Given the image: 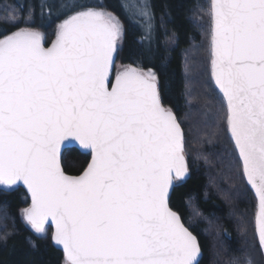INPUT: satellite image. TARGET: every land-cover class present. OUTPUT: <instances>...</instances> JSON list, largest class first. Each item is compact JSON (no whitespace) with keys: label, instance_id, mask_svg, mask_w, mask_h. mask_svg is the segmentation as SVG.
<instances>
[{"label":"snow or ice","instance_id":"1","mask_svg":"<svg viewBox=\"0 0 264 264\" xmlns=\"http://www.w3.org/2000/svg\"><path fill=\"white\" fill-rule=\"evenodd\" d=\"M209 14L212 77L264 248V0H210ZM122 34L113 13L82 7L50 47L30 29L0 39V188L26 186L25 222L37 234L54 226L66 264H199L196 236L169 206L188 170L183 131L151 70L110 79ZM75 142L91 161L73 176L61 158Z\"/></svg>","mask_w":264,"mask_h":264},{"label":"trees","instance_id":"2","mask_svg":"<svg viewBox=\"0 0 264 264\" xmlns=\"http://www.w3.org/2000/svg\"><path fill=\"white\" fill-rule=\"evenodd\" d=\"M149 5L153 26L144 38L128 0H0V39L25 27L39 31L47 47L59 23L82 7H102L118 17L119 66L151 70L163 105L184 131L188 173L175 184L170 205L198 238L199 264H264L252 215L256 199L227 131L225 101L212 81L210 0H150ZM89 160L72 148L64 152L62 166L78 175ZM29 206L25 189L0 188V264H66L52 243L51 227L37 234L25 222L22 212Z\"/></svg>","mask_w":264,"mask_h":264},{"label":"water","instance_id":"3","mask_svg":"<svg viewBox=\"0 0 264 264\" xmlns=\"http://www.w3.org/2000/svg\"><path fill=\"white\" fill-rule=\"evenodd\" d=\"M51 46V44L49 45V46H47V47H50ZM117 52H118V49L116 50V52H114V54H113V59H114V65H113V69H112V73H111V76H110V79L112 80V82L114 83L115 82V77L116 76H114L113 77V73H114V69H115V66H116V63H117ZM129 67H133V68H136L135 66H129ZM138 69V68H137ZM138 70H140V69H138ZM211 74H212V70H211ZM212 80H213V77H212ZM213 83H214V80H213ZM156 85H157V83H156ZM214 85H215V83H214ZM215 87H216V89H217V91L221 94V96L223 97V94L220 92V90L218 89V87L215 85ZM157 89H158V87H157ZM224 99V98H223ZM225 101V100H224ZM226 103V102H225ZM177 120H178V118H177ZM178 122H179V120H178ZM180 123V122H179ZM180 126H181V124H180ZM181 129H182V126H181ZM182 131H183V129H182ZM230 135V134H229ZM183 136H184V131H183ZM231 138V137H230ZM232 140V139H231ZM232 142H233V144H234V141L232 140ZM72 148H75V149H77L79 152H81L82 154H87V155H90V160H89V162L91 161V154L90 153H88V152H85L84 150H82L80 147H79V145H78V142H75L72 146H71ZM235 147V146H234ZM237 152V151H236ZM63 153H64V150H63V147H62V156H63ZM238 154V153H237ZM185 156V155H184ZM185 161H186V157H185ZM241 162V161H240ZM61 163H62V158H61ZM88 165V164H87ZM186 165H187V163H186ZM63 167V166H62ZM87 167V166H86ZM66 173V172H65ZM82 173V172H81ZM80 173V174H81ZM67 175H71V174H68V173H66ZM80 174H78V175H80ZM73 176H76V175H73ZM187 176V173L181 178V179H179V180H174V187H175V181H180V180H183L185 177ZM246 182V181H245ZM247 184V183H246ZM247 186L249 187V189L252 191V193L254 194V196H255V198H256V200H257V211H256V214H257V212H258V198H257V196L255 195V191L251 188V186L250 185H248L247 184ZM17 187H22L23 189H25V191L27 192V194H28V196H29V198H30V205H31V197H30V193H28V191H27V189H26V186H24L22 183H19L18 185H17ZM174 187L173 188H171L170 189V193H169V206H170V208L173 210V211H175L172 207H171V205H170V200H171V196H172V193H173V190H174ZM30 207V206H29ZM175 212H177V211H175ZM177 214L179 215V213L177 212ZM183 222V221H182ZM46 227H51L52 228V236H51V240H52V243L54 244V246L55 247H57L58 249H60L62 252H63V249H62V246L61 245H57L55 242H54V240H53V235H54V226H52L51 225V223H49V225H47ZM190 231V230H189ZM255 232H256V236H257V240H258V244H259V247H260V249H261V252H262V255H263V258H264V248H262L261 246H260V243H259V236H258V232H257V228H256V215H255ZM192 234L194 235V236H196L193 232H192ZM197 238V237H196ZM197 241H198V238H197ZM198 243H199V241H198ZM199 246H200V244H199ZM200 249H201V247H200ZM63 254H64V252H63ZM201 254H202V250H201ZM201 256V255H200ZM64 258H65V262H66V257H65V254H64ZM200 258V257H199Z\"/></svg>","mask_w":264,"mask_h":264},{"label":"rangeland","instance_id":"4","mask_svg":"<svg viewBox=\"0 0 264 264\" xmlns=\"http://www.w3.org/2000/svg\"><path fill=\"white\" fill-rule=\"evenodd\" d=\"M127 1V0H126ZM128 3L130 5V7L132 8V13L135 15V19L138 21V23H142V26H143V30L145 29L146 31H151L152 29V26H153V23H152V20H151V15H152V11L150 9V0H128ZM144 5H147V11L149 13V15L146 17L144 15L141 14V10L143 8ZM110 12V11H108ZM112 13V12H111ZM62 23V22H61ZM60 24V23H59ZM21 29H30V28H21ZM19 29V30H21ZM30 30H34V29H30ZM18 31V30H17ZM37 31V30H35ZM152 37V36H151ZM150 37V38H151ZM148 38V37H147ZM150 38L147 40L149 41ZM122 40H123V34H122V37L118 40L117 42V46L120 48L121 47V44H122ZM212 59V57H211ZM122 68H118L119 70L121 69H124L123 66H121ZM212 76V75H211ZM213 81V80H212ZM214 84V83H213ZM230 137V136H229ZM236 151V150H235ZM256 211H257V206L255 208H253V222H254V226H255V215H256ZM250 246V245H249ZM245 249V248H244ZM250 250L251 249V246L249 247ZM247 250V249H246ZM245 251V250H244ZM245 252H248L245 251ZM250 253V252H249ZM249 253L246 254L245 256L249 257ZM245 264H248V262H245Z\"/></svg>","mask_w":264,"mask_h":264},{"label":"bare ground","instance_id":"5","mask_svg":"<svg viewBox=\"0 0 264 264\" xmlns=\"http://www.w3.org/2000/svg\"><path fill=\"white\" fill-rule=\"evenodd\" d=\"M142 34L144 38H147L150 35V32L146 30H142Z\"/></svg>","mask_w":264,"mask_h":264}]
</instances>
